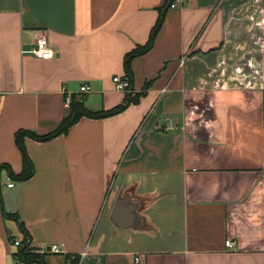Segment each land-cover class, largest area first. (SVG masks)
Masks as SVG:
<instances>
[{
  "label": "crops",
  "instance_id": "crops-1",
  "mask_svg": "<svg viewBox=\"0 0 264 264\" xmlns=\"http://www.w3.org/2000/svg\"><path fill=\"white\" fill-rule=\"evenodd\" d=\"M165 1L0 0V165L21 171L14 133L56 129L66 97L120 105L111 79ZM173 3L131 61L136 104L26 139L32 178L7 188L1 174L0 264L22 238L1 208L34 252L60 247L45 264H264V0ZM39 35L53 59L31 53ZM120 199L135 216L124 229L111 221Z\"/></svg>",
  "mask_w": 264,
  "mask_h": 264
},
{
  "label": "trees",
  "instance_id": "trees-1",
  "mask_svg": "<svg viewBox=\"0 0 264 264\" xmlns=\"http://www.w3.org/2000/svg\"><path fill=\"white\" fill-rule=\"evenodd\" d=\"M174 0H166L164 5L158 9V18L150 31L147 42L143 46H137L135 49L127 53L124 57V72L125 76L131 84L132 80V71H131V61L137 57L143 56L148 53L154 44L155 38L160 31L166 12L170 9L171 4H173ZM148 83L144 86L146 90L148 88ZM141 95H126L123 102L108 110V111H98L92 112L85 107L84 98L82 96L72 95L70 97L69 105L66 108L65 114L56 129L45 134L38 135L30 130H18L14 133V144L18 149L21 156V171L18 174L13 173L11 168L6 165H0V176L1 174H5L6 178H8L13 183H24L30 180L34 174V166L26 152L24 141L26 139L33 140L38 143H45L51 141L52 139L65 135L68 133L69 129L77 124L82 119H91V120H99L108 117H112L123 112L129 105L136 104ZM0 207H1V198H0ZM2 217L4 220H13L17 223L18 229L21 232L22 238L20 240L19 246L16 248L15 256L18 258L21 264H45L43 254L40 255L33 251L31 248V239L26 230L24 229V225L19 218L18 214L6 213L1 208ZM14 239H9V242ZM70 264H75V260H73Z\"/></svg>",
  "mask_w": 264,
  "mask_h": 264
},
{
  "label": "built area",
  "instance_id": "built-area-1",
  "mask_svg": "<svg viewBox=\"0 0 264 264\" xmlns=\"http://www.w3.org/2000/svg\"><path fill=\"white\" fill-rule=\"evenodd\" d=\"M174 7H175L174 3L171 4L170 8L173 9ZM31 53L34 55V57H36L37 59H41V60H51L54 58V54L52 50L50 49L46 38L42 35H39L36 38L35 46L32 49ZM111 81H112V84L116 92L123 93L126 95H133L132 86L130 84V81L126 77L113 76ZM88 92H89V87L87 85H83L79 89L80 94H87ZM69 101H70V98L66 97L65 105L67 107L69 105ZM6 181L7 183L5 186L7 188H12L14 186V183L10 181L8 178ZM19 243L20 241L13 240L10 242V247L15 248V251H16V248L19 246ZM224 245L228 249H233L235 246L234 242L230 240L226 241ZM59 252H60V247L58 245H51L47 249L43 248L38 254L40 255L49 254V253L58 254ZM11 262L12 264H21L18 258L15 256V252L11 256ZM135 262H138V260L136 259Z\"/></svg>",
  "mask_w": 264,
  "mask_h": 264
},
{
  "label": "water",
  "instance_id": "water-1",
  "mask_svg": "<svg viewBox=\"0 0 264 264\" xmlns=\"http://www.w3.org/2000/svg\"><path fill=\"white\" fill-rule=\"evenodd\" d=\"M130 211L122 205L121 199L118 200L111 216L112 223L120 229L131 226L135 221V216Z\"/></svg>",
  "mask_w": 264,
  "mask_h": 264
},
{
  "label": "rangeland",
  "instance_id": "rangeland-1",
  "mask_svg": "<svg viewBox=\"0 0 264 264\" xmlns=\"http://www.w3.org/2000/svg\"><path fill=\"white\" fill-rule=\"evenodd\" d=\"M93 104H96V103H93ZM6 183V182H5ZM2 188V187H1Z\"/></svg>",
  "mask_w": 264,
  "mask_h": 264
}]
</instances>
